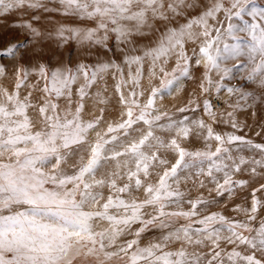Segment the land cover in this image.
Listing matches in <instances>:
<instances>
[{
	"label": "snow or ice",
	"instance_id": "snow-or-ice-1",
	"mask_svg": "<svg viewBox=\"0 0 264 264\" xmlns=\"http://www.w3.org/2000/svg\"><path fill=\"white\" fill-rule=\"evenodd\" d=\"M250 3L0 0V19L19 13L11 27L25 34L0 43L10 61L0 63V264H264V142L238 134L249 126L240 113L259 112L264 132V9ZM55 16L73 23L49 29ZM112 37L120 62L46 61L52 44L112 51ZM193 64L205 98L175 113L202 107L207 120L160 103L183 91ZM234 70L253 91L225 87ZM189 182L246 198L229 216L227 201L213 211L214 199L182 189Z\"/></svg>",
	"mask_w": 264,
	"mask_h": 264
},
{
	"label": "rangeland",
	"instance_id": "rangeland-1",
	"mask_svg": "<svg viewBox=\"0 0 264 264\" xmlns=\"http://www.w3.org/2000/svg\"><path fill=\"white\" fill-rule=\"evenodd\" d=\"M255 7L257 9H264V0H251V3L247 5V8ZM245 17L249 20H251V17L247 15V9L245 11ZM20 15L19 13L11 14L6 19H0V43H7L9 41H23L25 38V34L22 31H17L16 29L11 27V23L15 20H19ZM27 19V17H25ZM234 23H240L239 20L234 19ZM58 23H67L72 24V20H62L60 16H55L53 23H49L48 21H44V25L51 29L55 24ZM49 25V26H48ZM154 37H145L139 40L140 46H144L149 44ZM224 43H228L230 45H234L237 41L233 37L224 36L223 37ZM31 39L29 38L28 44L31 46ZM46 43V42H45ZM108 47L112 49V51H107L100 48H89L87 45H80L76 43L75 41L69 42L67 45L60 47L57 49L55 44H52L50 48L45 50L46 53V61L49 63L50 67H57L60 65H65L68 67H71L73 69L76 68L78 64H86V65H93L97 62V60H104L109 57L114 58L117 62H120L122 59V54L119 53V51L116 48L114 37L110 38L108 41ZM193 45L188 44L187 50L189 54L191 55V49ZM223 47V45H221ZM0 63L8 64L10 63L8 58H4L0 60ZM172 65L170 64L169 67ZM228 67L232 66V62L229 61L227 63ZM204 72L203 67H196L193 64V67L190 68V77L185 78V84L184 89L181 92H178L174 96H166L165 99L160 102L164 107H166L170 113H174V118H179L183 115H186L189 120L195 121L198 118H204L207 120V117L203 113V109L201 108H195V106L192 107V110H190L187 113L180 114L175 113V107L176 106H184L188 102L189 99H191L193 96L196 97L197 102L200 103L205 98L204 96L200 95L199 92V82L202 79V74ZM243 72L242 71H236L234 70L231 76L226 80L225 87H237L240 89H243L245 91H253L255 88V85L249 86L251 82L247 81L246 79H242ZM146 83V82H145ZM109 84H111V81L109 80ZM156 86H160V82H155ZM75 89V85L73 86ZM213 99V103L216 102L217 99H227V93L224 92L222 95L218 97H209ZM220 107H223V105H220ZM255 111V109H253ZM238 119L241 123L246 122L248 127L245 128L243 133H238L241 135L246 136L247 138L251 139L255 143H261L264 142V132H262L261 128V122H260V113L256 112L255 115H250L248 113H240L238 116ZM214 129L218 132L222 133H228L232 130L228 125L226 124H219V125H213ZM257 132H262L260 136H257ZM190 140V147L194 149H198L201 147V144L198 139H193L192 137L189 138ZM242 151H250L249 149H244L243 145L239 146ZM237 149L233 147V151L235 152ZM196 178L193 177V180ZM184 187L190 188V196L196 197L197 195H203L205 199H214L216 201L215 204L211 206V209L213 211H219L224 210L223 205L225 201L228 202L229 207L228 209L224 210L226 215H233L231 212V208L234 205V203L239 202L240 200L245 199L246 197L244 195H241L238 200L236 199H229L227 197V194L225 197H217L214 192L209 194L208 188L211 187V185H208V188L201 189L198 186H193L191 182L187 186L182 185V189ZM158 229H152L150 232L146 233L147 239L152 240L155 239V236L158 234Z\"/></svg>",
	"mask_w": 264,
	"mask_h": 264
},
{
	"label": "bare ground",
	"instance_id": "bare-ground-1",
	"mask_svg": "<svg viewBox=\"0 0 264 264\" xmlns=\"http://www.w3.org/2000/svg\"><path fill=\"white\" fill-rule=\"evenodd\" d=\"M49 26V25H48Z\"/></svg>",
	"mask_w": 264,
	"mask_h": 264
}]
</instances>
